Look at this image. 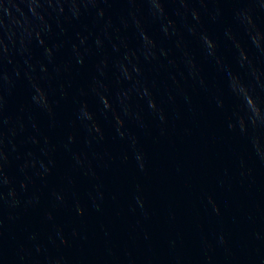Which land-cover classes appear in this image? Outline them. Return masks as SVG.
<instances>
[{"label": "water", "instance_id": "1", "mask_svg": "<svg viewBox=\"0 0 264 264\" xmlns=\"http://www.w3.org/2000/svg\"><path fill=\"white\" fill-rule=\"evenodd\" d=\"M0 264H264V0H0Z\"/></svg>", "mask_w": 264, "mask_h": 264}, {"label": "clouds", "instance_id": "2", "mask_svg": "<svg viewBox=\"0 0 264 264\" xmlns=\"http://www.w3.org/2000/svg\"><path fill=\"white\" fill-rule=\"evenodd\" d=\"M250 102L249 101H243V104L247 106Z\"/></svg>", "mask_w": 264, "mask_h": 264}]
</instances>
